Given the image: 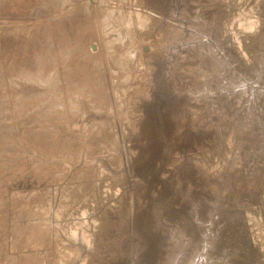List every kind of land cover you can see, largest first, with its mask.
Segmentation results:
<instances>
[{
  "label": "rangeland",
  "instance_id": "374dc122",
  "mask_svg": "<svg viewBox=\"0 0 264 264\" xmlns=\"http://www.w3.org/2000/svg\"><path fill=\"white\" fill-rule=\"evenodd\" d=\"M251 1L0 0V264H264Z\"/></svg>",
  "mask_w": 264,
  "mask_h": 264
},
{
  "label": "crops",
  "instance_id": "0c3cea01",
  "mask_svg": "<svg viewBox=\"0 0 264 264\" xmlns=\"http://www.w3.org/2000/svg\"><path fill=\"white\" fill-rule=\"evenodd\" d=\"M252 5H248V8H252V12H254L255 9H261V17L254 18V13L252 17H250L249 14H247L246 22H264V0H252L250 2ZM248 11V10H247Z\"/></svg>",
  "mask_w": 264,
  "mask_h": 264
},
{
  "label": "bare ground",
  "instance_id": "6f19581e",
  "mask_svg": "<svg viewBox=\"0 0 264 264\" xmlns=\"http://www.w3.org/2000/svg\"><path fill=\"white\" fill-rule=\"evenodd\" d=\"M197 264H199V263H197Z\"/></svg>",
  "mask_w": 264,
  "mask_h": 264
}]
</instances>
